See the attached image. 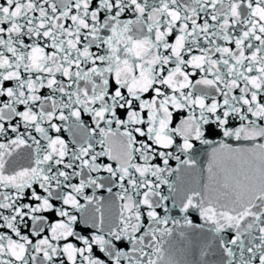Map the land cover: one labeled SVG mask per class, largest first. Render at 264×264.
<instances>
[{
  "label": "snow or ice",
  "instance_id": "1",
  "mask_svg": "<svg viewBox=\"0 0 264 264\" xmlns=\"http://www.w3.org/2000/svg\"><path fill=\"white\" fill-rule=\"evenodd\" d=\"M0 264H264V0H0Z\"/></svg>",
  "mask_w": 264,
  "mask_h": 264
}]
</instances>
